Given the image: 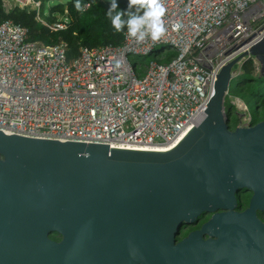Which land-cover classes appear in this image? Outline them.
Segmentation results:
<instances>
[{"label": "water", "instance_id": "95a60500", "mask_svg": "<svg viewBox=\"0 0 264 264\" xmlns=\"http://www.w3.org/2000/svg\"><path fill=\"white\" fill-rule=\"evenodd\" d=\"M245 55L264 75V35L219 67L204 116L166 149L0 129V264H264V118L229 128L223 105ZM239 189L251 194L235 212ZM217 208L200 227L215 238L174 242L182 222Z\"/></svg>", "mask_w": 264, "mask_h": 264}, {"label": "built area", "instance_id": "2783aa9c", "mask_svg": "<svg viewBox=\"0 0 264 264\" xmlns=\"http://www.w3.org/2000/svg\"><path fill=\"white\" fill-rule=\"evenodd\" d=\"M1 4L5 11L13 5L35 9V18L50 29L66 24L65 15L43 20L38 0ZM163 4L166 32L159 40L148 36L137 42L125 27L120 42L79 45L70 61L63 41L42 44L26 39L25 26L11 18L1 20L0 129L116 147L165 143L198 122L213 88L202 93L219 67L264 35V0ZM160 44L173 51L165 61L157 60L165 55L154 50ZM150 53L154 57L142 66L129 58ZM247 56L237 59L238 68ZM252 61L257 72V61ZM231 71L235 75L236 69ZM228 98L243 113L237 124H248L244 101L236 95Z\"/></svg>", "mask_w": 264, "mask_h": 264}, {"label": "trees", "instance_id": "16d2710c", "mask_svg": "<svg viewBox=\"0 0 264 264\" xmlns=\"http://www.w3.org/2000/svg\"><path fill=\"white\" fill-rule=\"evenodd\" d=\"M39 16L46 22L55 20L59 16L67 17L66 24L62 28L50 29L41 21L35 18V9L19 7L13 5L7 11L3 9L0 0V21L5 18L19 22L26 28L25 38L36 40L42 44H51L59 40L65 43V56L68 61L78 54L79 45L96 46L105 43H118L121 40L123 29L117 32L112 26L111 19L107 15L110 0H79L82 4L88 5L78 11L77 0H53L52 3L44 5L49 0H38ZM120 9H125L127 0H117ZM134 10V9H133ZM124 19H127L125 16ZM160 49V48H159ZM159 49H154L155 51ZM173 54V53H172ZM168 56L157 60L165 61ZM133 64L135 57H130ZM239 68L244 73V77L234 79L229 82L227 91L240 97L246 104L249 113V122L254 123L264 118V75H258L254 71V64L251 56L245 57ZM226 123L229 128H233L238 121L237 116L231 119L230 101L227 95L223 99Z\"/></svg>", "mask_w": 264, "mask_h": 264}, {"label": "clouds", "instance_id": "9594fccd", "mask_svg": "<svg viewBox=\"0 0 264 264\" xmlns=\"http://www.w3.org/2000/svg\"><path fill=\"white\" fill-rule=\"evenodd\" d=\"M76 8L78 11L83 10L79 0ZM166 11L163 0H127L125 9H120L117 0H110L107 15L117 32L127 27L128 35L142 42L148 36L156 41L165 34L163 17ZM125 16L127 19H124Z\"/></svg>", "mask_w": 264, "mask_h": 264}, {"label": "flooded vegetation", "instance_id": "af4514ba", "mask_svg": "<svg viewBox=\"0 0 264 264\" xmlns=\"http://www.w3.org/2000/svg\"><path fill=\"white\" fill-rule=\"evenodd\" d=\"M251 192L239 189L234 193V205L232 206V211L241 212L248 206V200ZM223 211L222 208H217L214 211H206L198 213L191 221H184L182 222L177 229V232L174 234V242L178 241L179 239L185 237L191 231H198L197 235L201 239L206 238H215V234H209L207 231L202 230L200 227L202 224L209 219L213 212ZM257 217L263 222L264 224V210H256L255 211ZM46 236L48 239L58 242L61 239V234L53 229L46 230ZM133 264H139V261H135Z\"/></svg>", "mask_w": 264, "mask_h": 264}, {"label": "rangeland", "instance_id": "374dc122", "mask_svg": "<svg viewBox=\"0 0 264 264\" xmlns=\"http://www.w3.org/2000/svg\"><path fill=\"white\" fill-rule=\"evenodd\" d=\"M52 2H53V0H49V1L45 2L44 5L46 6V5H48V4L52 3ZM159 48H162V49H159ZM155 49H159L158 50V52H160L159 55H165V56L173 55L172 54L173 51L170 48H168L167 44H160ZM133 56L135 57L136 64L142 66L143 64H145L147 62V60L153 58L154 54H152V53H150V54H129V58L133 57ZM232 69H236L235 75H233L231 77V79H230V82H233V84H234V82H235L234 79L239 78V77L243 78L244 77V73L242 72V70L240 68L237 67V63H234L232 65ZM227 93H228V91H227ZM228 94L233 95L231 93V91H229ZM228 94H227V96H228ZM235 111H236V107H235L234 104L231 103V105H230V113H229V116H230L231 119H234L235 116H237V118H238V115L235 113ZM237 111H240V110H237Z\"/></svg>", "mask_w": 264, "mask_h": 264}, {"label": "bare ground", "instance_id": "6f19581e", "mask_svg": "<svg viewBox=\"0 0 264 264\" xmlns=\"http://www.w3.org/2000/svg\"><path fill=\"white\" fill-rule=\"evenodd\" d=\"M185 132V131H184ZM182 132L181 134H179L176 138L172 139V140H169L165 143H155V144H151V145H141V146H138V145H116V147H121V148H131V149H140V150H162V149H166V148H169L170 146H172L173 144H175L178 139L183 135Z\"/></svg>", "mask_w": 264, "mask_h": 264}]
</instances>
